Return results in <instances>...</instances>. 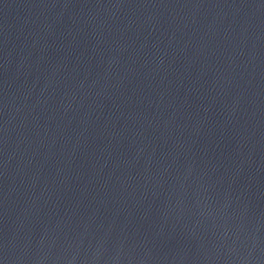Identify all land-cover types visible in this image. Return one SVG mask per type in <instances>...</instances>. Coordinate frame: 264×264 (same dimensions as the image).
Segmentation results:
<instances>
[{
    "label": "water",
    "instance_id": "obj_1",
    "mask_svg": "<svg viewBox=\"0 0 264 264\" xmlns=\"http://www.w3.org/2000/svg\"><path fill=\"white\" fill-rule=\"evenodd\" d=\"M0 264H264V0H0Z\"/></svg>",
    "mask_w": 264,
    "mask_h": 264
}]
</instances>
